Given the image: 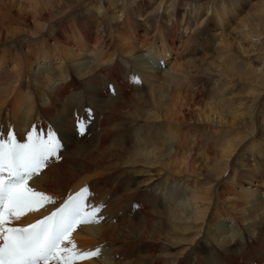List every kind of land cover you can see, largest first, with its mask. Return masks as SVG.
Returning a JSON list of instances; mask_svg holds the SVG:
<instances>
[{
	"label": "bare ground",
	"instance_id": "obj_1",
	"mask_svg": "<svg viewBox=\"0 0 264 264\" xmlns=\"http://www.w3.org/2000/svg\"><path fill=\"white\" fill-rule=\"evenodd\" d=\"M49 129L7 226L87 186L77 264H264V0H0V140Z\"/></svg>",
	"mask_w": 264,
	"mask_h": 264
},
{
	"label": "snow or ice",
	"instance_id": "obj_2",
	"mask_svg": "<svg viewBox=\"0 0 264 264\" xmlns=\"http://www.w3.org/2000/svg\"><path fill=\"white\" fill-rule=\"evenodd\" d=\"M59 149L51 129L46 134L29 132L25 143H19L12 131L0 140V264H77L102 254L101 247L80 251L71 238L78 225L97 224L103 218L97 215L102 206L88 202L87 186L35 223L6 226L26 211H47L46 205L56 203L28 182L41 176Z\"/></svg>",
	"mask_w": 264,
	"mask_h": 264
}]
</instances>
